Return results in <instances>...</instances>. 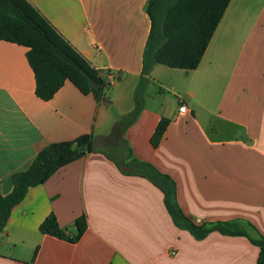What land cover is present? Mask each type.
<instances>
[{
  "label": "crops",
  "instance_id": "crops-1",
  "mask_svg": "<svg viewBox=\"0 0 264 264\" xmlns=\"http://www.w3.org/2000/svg\"><path fill=\"white\" fill-rule=\"evenodd\" d=\"M30 1L104 81L112 74L115 82L103 89L110 104L69 80L44 101L28 49L0 40V194L13 191L12 177L46 146L113 136L174 179L178 204L195 222H239L264 236V0H231L198 68L155 65L129 126L122 122L135 107L148 0ZM163 118L170 124L154 147ZM51 213L70 233L85 215L86 232L76 243L41 233ZM259 255L248 236L214 231L198 239L178 226L163 191L124 173L104 149L31 187L0 233V264H258Z\"/></svg>",
  "mask_w": 264,
  "mask_h": 264
},
{
  "label": "trees",
  "instance_id": "trees-1",
  "mask_svg": "<svg viewBox=\"0 0 264 264\" xmlns=\"http://www.w3.org/2000/svg\"><path fill=\"white\" fill-rule=\"evenodd\" d=\"M231 0H148L145 10L151 20L149 38L143 54V69L134 93V110L125 117L126 126L139 117L145 105V90L157 64L184 70L198 68ZM0 40L26 47L27 58L36 79V94L51 100L71 81L84 94L94 93L104 100L105 81L83 56L32 4L30 0H0ZM92 81L98 85L94 88ZM125 119V120H126ZM170 124L163 118L152 136V145L158 147ZM94 137L85 134L72 141L53 143L42 149L31 166L12 177L13 191L0 194V233L5 228L12 210L26 197L29 189L44 184L60 168L94 152ZM108 156L128 175L148 178L164 193L165 203L176 224L203 239L218 231L228 235L248 236L260 247L258 264H264V236H251L239 222L199 224L188 217L177 200V185L172 177L159 171L153 164L134 157L125 141L116 145ZM76 232L70 233L59 225L51 213L40 226L43 234L71 243L78 242L87 230L85 215L75 221ZM39 248L34 252L35 260Z\"/></svg>",
  "mask_w": 264,
  "mask_h": 264
},
{
  "label": "water",
  "instance_id": "water-1",
  "mask_svg": "<svg viewBox=\"0 0 264 264\" xmlns=\"http://www.w3.org/2000/svg\"><path fill=\"white\" fill-rule=\"evenodd\" d=\"M98 85L96 81H92V86L95 88ZM104 104H110V101L104 99ZM123 141L120 139H114L113 136H96L93 139L92 148L93 150H107L108 152H112L114 146L123 145Z\"/></svg>",
  "mask_w": 264,
  "mask_h": 264
},
{
  "label": "built area",
  "instance_id": "built-area-1",
  "mask_svg": "<svg viewBox=\"0 0 264 264\" xmlns=\"http://www.w3.org/2000/svg\"><path fill=\"white\" fill-rule=\"evenodd\" d=\"M114 82H115V76L112 75V74L109 75L107 77V80L105 81V87L113 85ZM179 112L180 113H186L187 112V105L186 104H181L180 107H179Z\"/></svg>",
  "mask_w": 264,
  "mask_h": 264
},
{
  "label": "rangeland",
  "instance_id": "rangeland-1",
  "mask_svg": "<svg viewBox=\"0 0 264 264\" xmlns=\"http://www.w3.org/2000/svg\"><path fill=\"white\" fill-rule=\"evenodd\" d=\"M109 93V89L108 88H106L104 91H103V94H104V98H106L105 96H107V94ZM126 122H127V119L125 120V121H123L122 123L124 124H126Z\"/></svg>",
  "mask_w": 264,
  "mask_h": 264
},
{
  "label": "flooded vegetation",
  "instance_id": "flooded-vegetation-1",
  "mask_svg": "<svg viewBox=\"0 0 264 264\" xmlns=\"http://www.w3.org/2000/svg\"><path fill=\"white\" fill-rule=\"evenodd\" d=\"M114 139H116V137H114Z\"/></svg>",
  "mask_w": 264,
  "mask_h": 264
}]
</instances>
